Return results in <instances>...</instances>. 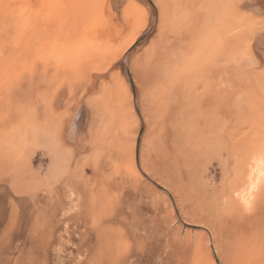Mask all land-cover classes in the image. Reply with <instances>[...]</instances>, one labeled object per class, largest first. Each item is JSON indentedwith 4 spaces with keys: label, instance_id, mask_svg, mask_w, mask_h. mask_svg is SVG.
Segmentation results:
<instances>
[{
    "label": "rangeland",
    "instance_id": "rangeland-1",
    "mask_svg": "<svg viewBox=\"0 0 264 264\" xmlns=\"http://www.w3.org/2000/svg\"><path fill=\"white\" fill-rule=\"evenodd\" d=\"M29 1L0 0L2 229L17 211L0 233V255L10 256L0 264H124L135 252L143 257L132 264H223L204 218L223 225L230 252L241 250L224 218L261 196L241 174L250 153L264 152V0ZM102 9L122 35L99 31ZM126 10L144 29L121 55L136 29ZM48 29L57 42L37 47L31 34ZM95 182L111 192L99 215L111 220L101 260L87 249ZM139 198L150 201L139 213L155 230L148 241L128 212ZM12 234L21 236L8 254Z\"/></svg>",
    "mask_w": 264,
    "mask_h": 264
},
{
    "label": "bare ground",
    "instance_id": "bare-ground-1",
    "mask_svg": "<svg viewBox=\"0 0 264 264\" xmlns=\"http://www.w3.org/2000/svg\"><path fill=\"white\" fill-rule=\"evenodd\" d=\"M28 2H30L29 0H27ZM34 1V0H33ZM104 1V0H103ZM31 2H32V0H31ZM105 2V1H104ZM25 3V2H24ZM47 3V2H46ZM156 3V2H155ZM218 3V2H217ZM22 4V3H21ZM20 4V5H21ZM26 4H28V3H26ZM36 4V3H35ZM49 5V4H48ZM105 5V4H104ZM23 7V6H22ZM32 7V6H31ZM37 7H38V5H37ZM102 8H103V6H101ZM104 9V8H103ZM102 9V10H103ZM122 9V8H121ZM124 9V8H123ZM122 9V10H123ZM125 9H127V8H125ZM124 9V10H125ZM127 11V10H126ZM125 11V12H126ZM103 12H104V10H103ZM125 12L123 11V14L121 13V15H123V17H125V16H127L125 19H123L122 17V19H123V21H126V26L127 27H130V28H132L133 26H134V28L136 27L135 26V24L133 25V22H131V20L133 21V19L131 18L132 16H129L128 17V13H129V15H132V13L128 10L127 12H126V14L127 15H125ZM33 13H34V11H33ZM105 13H107V12H104L102 15H103V18H104V16H105V18L104 19H102L103 20V22H102V25H101V27L99 28V31L101 30L102 31V27H103V31L102 32H115V34L114 35H116L117 36V34L116 33H120L121 35H122V31H124V28L122 29V26H120V22L119 21H117V19L115 18V25L114 24H112L113 22L111 21V20H109V18L107 19V16L105 15ZM108 14V13H107ZM213 15V14H212ZM219 16V15H218ZM114 18H113V20H114ZM41 19V18H40ZM107 19V20H106ZM129 19H131L130 20V22H129ZM106 22H105V21ZM35 23H37V22H35ZM35 23H33V24H35ZM39 23V22H38ZM37 23V24H38ZM104 23V24H103ZM55 24V23H54ZM133 25V26H132ZM126 26H125V28H126ZM143 26H145V25H143ZM151 26V25H150ZM200 26V25H199ZM42 27H43V25H42ZM139 27V28H138ZM138 27H136V29H135V31H134V29L132 30V33H133V31H134V33H133V35H130V38L131 39H129L128 41H127V43L126 44H123L124 46L123 47H120L121 48V51H119V53L122 55L125 51H126V49L128 50V48L136 41V39H137V37H138V35L140 34V32L144 29L143 27H142V25H138ZM140 27H142V28H140ZM5 28V27H4ZM58 28H59V26H58ZM109 28V29H108ZM138 28V29H137ZM47 29V28H46ZM128 29V28H127ZM126 29V30H127ZM95 31H96V29H94ZM4 31V30H3ZM8 31V30H7ZM98 31V30H97ZM198 31V30H197ZM9 32V31H8ZM92 32H94L93 30H92ZM101 32V33H102ZM90 33H91V30H90ZM100 33V32H99ZM131 33V34H132ZM10 34V33H9ZM8 34V35H9ZM89 34V33H88ZM93 34H95V32L93 33ZM97 34V33H96ZM3 35H5V34H3ZM102 35V34H101ZM10 36V35H9ZM8 36V37H9ZM60 36V35H59ZM58 36V37H59ZM90 36V35H89ZM89 36H87L88 38H89ZM118 36H119V34H118ZM132 36V37H131ZM95 37V36H94ZM91 38V37H90ZM105 39H106V37H104ZM116 38V37H115ZM5 39H6V37H5ZM57 37L56 36H53L50 32H49V29L47 30V32H45V31H42V32H38V30H36L35 31V33H34V35L33 34H31V38H30V40L31 41H34V43L36 44V46L37 47H42V45L44 44V43H55V42H57ZM96 39V38H95ZM117 39V38H116ZM7 40V39H6ZM9 41V40H8ZM7 41V42H8ZM11 41H13V40H11ZM89 41V40H88ZM194 41V40H193ZM112 42V41H111ZM118 42V41H117ZM123 42V41H122ZM122 42H121V44H122ZM11 43V42H10ZM94 43V42H93ZM96 43V42H95ZM194 43V42H193ZM5 44V43H4ZM4 44H3V46H4ZM39 44H40V46H39ZM118 44V43H117ZM117 44H116V47H117V49L119 50V47L117 46ZM10 45V44H9ZM8 45V46H9ZM7 47V46H6ZM40 47V48H41ZM116 47H115V49H116ZM115 49H113V50H115ZM0 50H2V48H0ZM7 50V49H6ZM34 53V52H33ZM2 54V53H1ZM120 54L118 55V57L120 56ZM34 55V54H33ZM114 55H116V54H114ZM1 56V55H0ZM55 56V55H54ZM2 57V56H1ZM113 57V56H112ZM114 57H116V59H118V57H117V55L116 56H114ZM112 59V58H111ZM10 61V60H9ZM233 61V60H232ZM119 62V61H118ZM113 63V62H112ZM151 67V66H150ZM171 69V68H170ZM60 70V69H59ZM45 72V71H44ZM94 72V71H93ZM47 73V72H46ZM41 74H42V72H41ZM94 74V73H93ZM39 75H40V73H39ZM43 76H44V74H43ZM43 76H41L40 75V77H41V79H42V77ZM45 78V77H44ZM35 80V79H34ZM46 80V79H45ZM41 81V80H40ZM44 81V80H43ZM99 82V81H98ZM37 84V83H36ZM195 86V85H194ZM223 86V85H222ZM24 87V86H23ZM32 87H34V85L32 86ZM147 87V86H146ZM145 87V88H146ZM34 89V88H33ZM59 89V88H58ZM88 90H89V88H88ZM143 90V89H142ZM219 91V90H218ZM55 94V93H54ZM57 95V94H56ZM61 97V96H60ZM54 106V105H53ZM143 106V105H142ZM80 108V107H79ZM82 109V108H81ZM194 109V108H193ZM92 109H90V111H91ZM93 111V110H92ZM145 111H147V110H145ZM148 112V111H147ZM210 112V111H209ZM148 114V113H147ZM95 115V114H94ZM72 116V115H71ZM81 116H82V113L80 114V112H79V114L76 112V114L74 115V117H73V119H72V121H71V123H70V126H68L69 127V131L68 132H70V134L72 135V136H74L73 135V133H75L76 131L78 132V133H80L81 132V124H82V121H81ZM92 116V115H91ZM145 117V116H144ZM148 117V116H147ZM72 118V117H71ZM143 118V117H142ZM152 118V117H151ZM71 120V119H70ZM139 120V119H138ZM145 122V121H144ZM69 124V123H68ZM93 124V123H92ZM92 124H90V125H92ZM150 125V124H149ZM80 126V127H79ZM77 128H78V130H77ZM91 130V129H90ZM65 133V132H64ZM64 135V134H63ZM91 136V135H90ZM145 137V136H144ZM76 138V137H75ZM77 140V139H76ZM145 140V139H144ZM80 141V140H79ZM85 142V141H84ZM145 142V141H144ZM75 144V143H74ZM73 145V144H72ZM89 145V144H88ZM146 145V144H145ZM148 145V144H147ZM146 145V146H147ZM84 146V145H83ZM82 146V147H83ZM80 147V146H79ZM85 147V146H84ZM77 149V148H76ZM260 149H264L263 147H260ZM142 151V150H141ZM150 152V151H149ZM82 153V152H81ZM84 153V152H83ZM264 152H262V151H260L259 150V148L258 149H256L254 152H252V153H250V158L249 159H246V162H245V165H243V171H242V174H241V178L243 179V176H244V174H245V172H247L246 174H247V178H248V180H247V182H249V184H250V191H252V190H254L258 185H259V183L261 184V187L259 188L260 190H261V196H260V199H259V201L257 202V204H255L254 206H253V208L252 207H248L247 205H246V203H244V208L242 207V206H240V208H242L243 210H244V212L243 213H241V215H243V216H240L239 218L237 217V215L235 214V215H228L226 218H224L223 220H224V225H231V224H236V226H235V231L237 232V233H241V235H242V239H241V241H240V244H241V250H239V251H235V252H230L229 250L230 249H228V247L226 246V244H225V242H227V241H224L225 239H224V237H222V233H224V232H226V230L225 229H223L222 228V226L223 225H219L218 224V222L217 221H214V220H211L210 218H207V219H205L204 218V224H206L207 226H206V229H207V231H208V234H210L211 235V238H213L214 239V241L213 242H215V244H214V246L217 248V251H218V254H219V256H220V259L222 260V262H223V264H264V174H262V173H264V158H263V154ZM143 158V157H142ZM139 163H141V162H139ZM144 163V162H143ZM169 163H171L170 161H169ZM160 166V165H159ZM162 166H164L163 164H162ZM162 166H161V168H162ZM152 167V166H151ZM169 171V170H168ZM161 172V171H160ZM177 173V172H176ZM24 174V173H23ZM170 174V173H169ZM175 174V173H174ZM177 174H175V176H176ZM151 176V175H150ZM170 176V175H169ZM178 176V175H177ZM154 177V176H153ZM176 178V177H175ZM18 179V178H17ZM16 179V180H17ZM27 179V178H26ZM118 179V178H117ZM174 179V178H173ZM240 179V178H239ZM241 179V180H242ZM15 180V181H16ZM98 180V179H97ZM178 180V179H177ZM176 180V181H177ZM14 181V182H15ZM19 181V180H18ZM160 181V180H159ZM103 183V182H102ZM101 182L100 183H98V182H95L94 183V190H95V192H97V193H91V194H88L90 197L88 198V201H86L87 202V206H88V211L90 212V214H91V217L93 218V225H92V228H91V230H89V235L88 236H90V238H88L89 239V242L87 243V249L89 250V251H91L92 252V255H93V257L94 258H98V259H100L101 260V257H103V256H106V255H108V253H109V251H110V245H109V242H108V240H107V237H106V228L109 226L108 225V222L109 221H111L110 220V218L109 217H100L99 215H100V211L102 210V208H103V206L105 207V205L106 204H108L109 202H108V199H110L111 198V192L109 191V190H107V187H106V189H105V192H103V189H102V186H104V185H106V183L105 184H102ZM169 183H170V181H169ZM17 184V183H16ZM19 184V183H18ZM24 184V183H23ZM166 184V183H165ZM14 185H15V183H14ZM101 185V186H100ZM111 187H113L114 186V184H113V182L111 181L110 182V184H109ZM119 185H122L123 187L124 186H126L127 187V185H129V181L126 179V181L124 182V183H120ZM118 185V186H119ZM21 186V185H20ZM46 186V185H45ZM69 186V185H68ZM98 186H100V187H98ZM116 186V185H115ZM25 187V186H24ZM29 187V186H28ZM51 187V186H50ZM70 187V186H69ZM173 187V186H172ZM66 188V187H65ZM173 188H176V186H174ZM205 188V187H204ZM54 189V188H53ZM67 189V188H66ZM170 189V188H169ZM168 189V190H169ZM15 190V189H14ZM21 190V189H20ZM75 190V189H74ZM242 191H240V192H238L237 194H238V196H239V199H241V195L243 194L242 192H244L245 191V189L243 188V189H241ZM76 191V190H75ZM23 192V191H22ZM57 192V191H56ZM110 192V193H109ZM127 192V191H126ZM131 192V191H130ZM140 192V191H139ZM170 192H171V190H170ZM186 192V191H185ZM205 192V191H204ZM17 193V192H16ZM20 193V192H19ZM77 193V192H76ZM74 191H73V188H72V190L71 189H68V190H66V202H67V204H69V206H71L72 207V209L74 210L76 207H77V202H78V200H79V194H76ZM131 193H133V192H131ZM21 194V193H20ZM27 194V193H26ZM50 194H51V192H50ZM172 194V193H171ZM174 194V193H173ZM250 194L251 193H249V195H248V197H250ZM61 195V194H60ZM87 195V196H88ZM128 195V194H127ZM126 195V196H127ZM206 195V194H205ZM252 195V194H251ZM237 196V195H236ZM146 197V196H145ZM245 197V196H244ZM243 197V198H244ZM10 198V197H9ZM136 198H138V197H136ZM243 198H242V200H243ZM247 198V197H246ZM64 199V198H63ZM129 199V198H128ZM132 199V198H131ZM143 198H141V200H142ZM182 199V198H181ZM180 199V200H181ZM224 199V198H223ZM134 200V199H133ZM141 200H140V198L139 199H135V201L136 202H132L131 204H129V206H131L130 207V209H129V213L131 214V219H132V222H134V223H137L136 225V227H132V231H134L135 233L137 232V231H140L139 233L141 234L142 233V237L144 236L143 234H145V238L147 239V241L148 240H150V238L153 236L152 234H154V231H153V229H152V227H151V225H148V223H147V225L146 224H144L143 222V219H142V217H140V210H142V207H141V205H142V203L144 204V202H148L149 201V199H147V200H144V202H141ZM176 200H178L177 198H176ZM245 200V199H244ZM246 200H248V201H250V199H246ZM245 200V201H246ZM140 201V202H139ZM13 202V201H12ZM58 202V201H57ZM150 202V201H149ZM207 202V201H206ZM243 202V201H242ZM250 203H251V201H250ZM5 204V203H4ZM181 204H182V202H181ZM232 204H233V202H232ZM241 204V203H240ZM53 205V204H52ZM59 205V204H58ZM62 205H64V204H62ZM66 205V204H65ZM148 205V204H147ZM146 205V206H147ZM183 205H185L184 203H183ZM69 206H67L66 205V208L64 209L63 208V215H66V213L67 212H69L70 210H72V209H70L69 211L67 210V208L69 209L70 207ZM177 206V205H176ZM179 206H181V205H179ZM206 206V205H205ZM4 207H5V205H4ZM3 207V208H4ZM64 207V206H63ZM233 207H234V205H233ZM49 208V207H48ZM47 208V209H48ZM50 208H51V206H50ZM186 207H185V210L183 211V212H185L186 211ZM241 209V210H242ZM7 210V209H6ZM42 210H44V209H42ZM49 210V209H48ZM238 210V209H237ZM10 211H12V210H10ZM45 211V210H44ZM208 211V210H207ZM2 212V211H1ZM16 212L17 211H15V213H14V215H16ZM47 212V211H46ZM51 212V211H50ZM237 212V211H236ZM5 214H6V212H4ZM12 213V212H11ZM38 213V212H37ZM13 214V213H12ZM44 214V213H43ZM106 214V213H105ZM183 214V213H182ZM208 214H210V213H208ZM13 215V216H14ZM45 215H46V213H45ZM206 215V214H205ZM11 216V215H10ZM12 216V218H14ZM48 216V215H47ZM50 216V215H49ZM144 217V216H143ZM205 217V216H204ZM11 218V219H12ZM26 218V217H25ZM91 218V219H92ZM0 233H2L3 232V229L6 227H3V229L1 228V226H2V224L3 223H5V218H4V216L3 215H0ZM10 219V220H11ZM47 219V218H46ZM145 219V218H144ZM209 219V220H208ZM10 220H9V222L7 221V225L9 226V224H10ZM12 222L14 221V219L13 220H11ZM113 221V220H112ZM150 222V221H149ZM9 223V224H8ZM20 223V222H19ZM24 223V222H23ZM142 223V224H141ZM17 224H18V222H17ZM26 224V223H25ZM132 224V223H131ZM141 224V226L139 227V225ZM151 224H152V222H151ZM5 225V224H4ZM133 225V224H132ZM153 225V224H152ZM8 226L6 227V232L8 231ZM130 226V225H129ZM140 228H141V230H140ZM233 228H234V226H233ZM2 229V230H1ZM155 229V228H154ZM4 231H5V229H4ZM13 231H14V229H13ZM20 231V230H19ZM221 231V232H220ZM16 232V231H15ZM28 232V231H27ZM234 232V231H233ZM21 233V232H20ZM134 233V234H135ZM6 234V233H5ZM10 234V233H9ZM39 234V233H38ZM2 236L4 235V233H2L1 234ZM35 235V234H34ZM42 235V234H41ZM139 236L138 235V233L137 234H135V236ZM228 235V234H227ZM226 235V236H227ZM2 236H0V237H2ZM18 236H21V234H17V235H13L12 234V237H11V241L9 240V242H10V245H8L7 246V248H6V250L4 251V252H7L8 254L9 253H12V250H13V244H12V242H13V238H15V237H18ZM29 236V235H28ZM31 236V235H30ZM136 236V237H137ZM237 236H238V234H237ZM7 237V236H6ZM23 237V236H22ZM140 237H141V235H140ZM138 239H139V237H137ZM19 239V238H18ZM20 239H22V238H20ZM31 239V238H30ZM45 239V238H44ZM4 240L5 241H7L5 238H4ZM42 240V239H41ZM144 240V239H143ZM22 241V240H21ZM24 242V241H23ZM1 243V242H0ZM7 243V242H6ZM16 243V242H15ZM17 243H19V242H17ZM33 243V242H32ZM229 242H227V244H228ZM2 244V243H1ZM8 244V243H7ZM6 244V245H7ZM235 244V243H234ZM25 245H27V240H25ZM60 245V244H59ZM239 245V244H238ZM0 246H2V245H0ZM16 246V245H15ZM18 246V245H17ZM30 246V245H29ZM35 246V245H34ZM33 246V247H34ZM232 246V245H231ZM19 247V246H18ZM234 247V246H233ZM230 248V247H229ZM232 248V247H231ZM1 249V248H0ZM4 249V248H3ZM233 249V248H232ZM18 250V249H17ZM21 250V249H20ZM88 250H86V252L88 251ZM151 250V249H150ZM22 251V250H21ZM0 252H2V251H0ZM29 252V251H28ZM145 252H147V251H145ZM143 253V252H142ZM145 254V253H144ZM150 254V253H149ZM6 255V254H5ZM5 255H0V259L1 258H7L8 260H10V256H5ZM140 255H141V253H139V252H135L134 253V255H129V259L128 260H126V262H124V264H132L133 263V261H135V260H138V261H140V258H142V257H140ZM145 256V255H144ZM28 257V256H27ZM7 259L5 260L6 262H7ZM4 264H6V263H4ZM103 264H107L106 262L105 263H103Z\"/></svg>",
    "mask_w": 264,
    "mask_h": 264
},
{
    "label": "snow or ice",
    "instance_id": "snow-or-ice-1",
    "mask_svg": "<svg viewBox=\"0 0 264 264\" xmlns=\"http://www.w3.org/2000/svg\"><path fill=\"white\" fill-rule=\"evenodd\" d=\"M262 174H264V173H262ZM245 203H246V205H247L249 208L251 207L250 201L246 200Z\"/></svg>",
    "mask_w": 264,
    "mask_h": 264
}]
</instances>
